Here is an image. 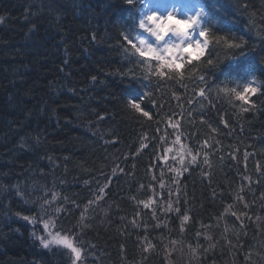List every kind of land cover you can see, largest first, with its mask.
Segmentation results:
<instances>
[{"label": "trees", "instance_id": "obj_1", "mask_svg": "<svg viewBox=\"0 0 264 264\" xmlns=\"http://www.w3.org/2000/svg\"><path fill=\"white\" fill-rule=\"evenodd\" d=\"M202 1L208 48L182 76L160 77L128 56L137 0H0V264H69L22 218L43 196L61 198L44 217L78 237L87 264H264V0ZM249 82L247 103L222 91ZM171 121L198 160L161 191L159 135ZM154 193L180 213L144 208Z\"/></svg>", "mask_w": 264, "mask_h": 264}, {"label": "snow or ice", "instance_id": "obj_2", "mask_svg": "<svg viewBox=\"0 0 264 264\" xmlns=\"http://www.w3.org/2000/svg\"><path fill=\"white\" fill-rule=\"evenodd\" d=\"M128 5L134 6L136 4V0H125ZM204 15L203 9H199L194 15H187L183 20H177L175 11H170L166 16L159 15L155 11H149L146 14L141 13V18L138 22V28L143 30L144 33L154 38V43L149 42L144 37L140 35L135 36V41H138V44L132 39L131 33H126L123 35L124 41L127 42L128 45L134 49L135 53L140 57H145L148 60L157 61V67L154 75L163 77L165 72L163 69H173L176 70L177 75L182 76L183 73L178 70L183 67L181 63H177V61L183 60V53L187 52L190 48L199 49L201 54L204 53V50L208 47V29L206 27H201V17ZM164 26L163 29L161 26ZM169 25H172L171 27ZM184 25L183 27H180ZM199 30V37L203 38V43H201L200 39H195L196 31ZM171 33V35L176 36L178 38L177 41H173L171 39L166 40L165 38ZM223 39L222 37H218L217 41ZM229 47H235L237 49L241 48L240 43H235L234 45H229ZM179 53V54H178ZM191 56V53H189ZM199 59V57H197ZM190 62V61H188ZM209 64L212 63L211 60L208 61ZM201 81L205 80V77H200ZM222 91H230L236 99L247 103L249 100L248 94H255L258 91L257 87H254L251 82L246 83L243 86L242 91H237L236 88L232 89H223ZM146 95V93H143ZM142 95V96H143ZM200 95H204V89H201ZM140 99V98H139ZM139 99H130L127 101L128 106H130L133 110L137 112H142L144 116H149L147 111H144L141 107V103L138 102ZM247 111V109H242ZM177 142L180 140V137H176ZM189 154H191V149H189ZM197 156L191 155V161L188 165H185V170L190 166L192 162H196ZM207 163V159L203 161ZM181 163H183V157L181 158ZM162 180V177H161ZM160 187L163 188L164 184L161 182ZM104 193V188L101 187L99 192L96 195V199H100L102 194ZM170 195V194H169ZM242 199V197L240 198ZM53 200H55V196H53ZM179 201L177 200L176 203ZM95 203V200L89 201V206ZM151 203H156V201L150 200L149 202H144V208H149ZM52 207V204L47 199L44 200V203L40 205V211L37 216H23L22 218L29 223H43V231L47 233L45 236H39L37 239L40 240V243L43 248L47 249L51 245H59L64 249L70 250V257L72 259V264H84L85 260V250L82 244L78 243V237L74 240L71 238L70 234L61 235V231H63L62 227L60 230L56 231L53 234L49 231L51 225L48 221L44 220V216L49 215V208ZM54 212L59 213L61 211L60 208H54ZM176 212L180 213L179 207H173V203L169 202L166 205L165 212ZM232 215H236L235 212ZM153 217L155 219H159L156 210H153ZM83 220V216L81 217ZM189 219L188 215L184 214L182 216V225L181 231H183V221H187ZM239 219V217H237ZM135 223V221H134ZM156 227H160V224H157ZM200 233L197 232V236ZM145 241L147 242V247L144 251H147L149 248H152L151 241L148 240V237L145 236ZM211 239V237H208ZM199 247V244H197Z\"/></svg>", "mask_w": 264, "mask_h": 264}, {"label": "rangeland", "instance_id": "obj_3", "mask_svg": "<svg viewBox=\"0 0 264 264\" xmlns=\"http://www.w3.org/2000/svg\"><path fill=\"white\" fill-rule=\"evenodd\" d=\"M188 15H194V10H189ZM144 38L146 40H148L149 42H151V40L147 36H144ZM165 39L166 40H168V39L173 40L169 36H167ZM135 42L138 44V41H135ZM152 42L154 43V38H153V41ZM201 43H202V40H201ZM189 53H191V56H190L191 59H193L195 57H198L201 54V52H200L199 49L191 48V49H188L187 52H184L183 53V56L185 54H187V58H188ZM128 56L130 58L141 59L142 61H144L146 63V66H147V64H150V63H153V62L154 63H158L157 61L148 60L145 57H140L138 54L135 53L134 49H132V48H131V51L128 53ZM177 63H181V61H177ZM252 85L254 87H257L258 88L257 83L252 82ZM243 86H241L242 89H243ZM168 127H169V130H172V132H173V134L170 135V136L167 134V128ZM177 136L180 137V140L178 142L176 140V137ZM159 138H160V155H159V161H160V165L162 166L161 167V170L165 174V178L161 181L164 184V187L163 188L160 187V183L161 182L158 183V184H159V189L161 191H163L165 188L168 187V184H170V182H168V183L166 182L168 180L169 176H171V183L174 184V185H172V187L176 188V186L179 183L178 180L181 179L182 175L184 173H186V171H187V170H185V165H188L189 162L191 161V155L192 154H189V147L187 146L186 141L184 140L181 132L179 131V127H178L177 122H172V121L169 122V126L166 125V127L161 131V134L159 135ZM182 157H183V163H181V158ZM193 163H195V162H192L190 164V166L187 167V169L190 168L191 166H193ZM122 172H123V170L119 166L118 168H116L114 170V173L115 174L114 173L111 174V176L108 179V182H106L104 185L101 186V187L104 188V193L102 194L103 196L107 192V190L112 186L113 180L119 174H121ZM98 192H99V190L97 191V193ZM154 194H151V196L148 198V200L145 201V202H149L150 200L156 201V203H151L150 204L149 209H150V207H152L154 205H157L158 203L161 204V205H164V207L166 208L167 203L172 202L171 200H166V201H163L162 202V199L163 198H158V194L159 193H154ZM96 195L97 194H95L94 196L96 197ZM103 196H101V197H103ZM43 198L44 199H47L50 202H54V203H58L59 202V199H60V197H55V200H53V197L48 198L47 196H43ZM92 198H93V196H92ZM237 217L238 216L236 215V218ZM25 222L29 225V227L31 229L32 237L35 240H37L38 243L41 245L40 240L37 239V237L47 235V233L42 230L43 229V223H41V224L40 223L33 224V223H29L28 221H25ZM48 222L51 225L49 231H51L53 234H55V232L57 230L55 228V225H54L53 220L48 221ZM238 222L240 223L239 225L243 229H245V226L246 225L243 223V219L241 217H239ZM239 231H241V230H239ZM61 235H65V234H62L61 233ZM70 236H71V234H70ZM71 238H73V237L71 236ZM47 249H49V250H57V251L60 250V251L64 252L66 254V256L68 257L69 264H72V259L70 257V250L64 249L62 246H59V245H51ZM151 249H153V247Z\"/></svg>", "mask_w": 264, "mask_h": 264}, {"label": "bare ground", "instance_id": "obj_4", "mask_svg": "<svg viewBox=\"0 0 264 264\" xmlns=\"http://www.w3.org/2000/svg\"><path fill=\"white\" fill-rule=\"evenodd\" d=\"M67 32H68V31L66 30V31H65L66 36L69 37V38H70V36L72 37V35H70V34L67 33ZM128 47H130V46L128 45ZM128 47L126 46L125 50H123V52H124L123 55L127 54ZM128 52H130V50H129ZM125 56H126V55H125ZM117 64H118V63H117Z\"/></svg>", "mask_w": 264, "mask_h": 264}, {"label": "clouds", "instance_id": "obj_5", "mask_svg": "<svg viewBox=\"0 0 264 264\" xmlns=\"http://www.w3.org/2000/svg\"><path fill=\"white\" fill-rule=\"evenodd\" d=\"M183 26H184V25H181L180 27H183ZM163 27H164V26L162 25L161 28L163 29Z\"/></svg>", "mask_w": 264, "mask_h": 264}]
</instances>
